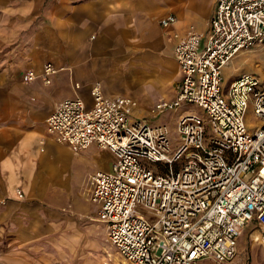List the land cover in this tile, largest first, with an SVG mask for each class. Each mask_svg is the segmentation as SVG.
Wrapping results in <instances>:
<instances>
[{"label": "built area", "instance_id": "built-area-1", "mask_svg": "<svg viewBox=\"0 0 264 264\" xmlns=\"http://www.w3.org/2000/svg\"><path fill=\"white\" fill-rule=\"evenodd\" d=\"M175 20L168 14L159 23ZM208 26L202 48L196 31L173 33L182 77L174 97L151 108L153 114L182 103L202 108L203 117L180 112L177 145L165 124L132 117L128 107L136 101L105 95L98 81L87 101L63 99L45 119L48 134L73 152L94 144L112 154L109 169L90 174L89 197L108 240L131 264H229L248 223L264 247V79L241 73L225 91L221 86L230 59L264 43V0H216ZM58 70L45 62L43 82ZM34 77L32 69L22 75ZM249 104L258 118L253 131L244 122Z\"/></svg>", "mask_w": 264, "mask_h": 264}, {"label": "crops", "instance_id": "crops-1", "mask_svg": "<svg viewBox=\"0 0 264 264\" xmlns=\"http://www.w3.org/2000/svg\"><path fill=\"white\" fill-rule=\"evenodd\" d=\"M215 3L0 0V52L7 47L10 56L0 60V71H7L0 80V264H131L108 240L98 206L85 211L88 180L84 188L70 176L61 179L49 163L47 143L72 156L77 152L48 134L45 119L61 100L89 93L95 81L105 95L121 88L145 108L172 99L182 77L173 33L183 38L196 31L202 48ZM168 14L176 20L163 27L159 20ZM47 61L59 69L48 84L40 76ZM27 69L36 73L30 81L22 79ZM60 85L67 94L59 92ZM107 247L120 258L115 261ZM229 264H245L239 238Z\"/></svg>", "mask_w": 264, "mask_h": 264}, {"label": "rangeland", "instance_id": "rangeland-1", "mask_svg": "<svg viewBox=\"0 0 264 264\" xmlns=\"http://www.w3.org/2000/svg\"><path fill=\"white\" fill-rule=\"evenodd\" d=\"M0 60H4L5 62H8L10 60L7 47L0 52ZM221 72V86L223 91L226 90L233 76L241 73L254 74L264 79V43L245 47L239 50L223 67ZM6 76L7 71H0V80L6 78ZM117 89V94H114V96L125 97L131 95V93H127V95L125 93V90L121 88ZM59 90L60 93H64V95L67 94V89L63 85H60ZM79 96L84 101H87L89 99V93H80ZM128 110L130 115L134 118L146 117L152 123L165 124L169 129L172 146L177 145L179 142V136L176 131V121L180 112H183L184 114L196 113L201 117L204 116L202 108L194 103H182L175 109H164L160 112H157L156 114H153L151 112L150 106L145 108L141 103L137 104L135 107H128ZM244 122L249 131H253L258 123V118L254 115L252 104L248 105L244 116ZM60 147L63 146L55 144L54 142L46 144L47 152L51 156V160L49 161V163H51L58 177L61 179L66 177L68 178L70 176L74 184L79 185L80 182H83V186L85 188L87 185V180L89 184V179L87 178L91 172L100 167L104 170L110 168L113 158L112 154L107 150L103 151L97 148L94 144H91L87 149L78 151L77 155L73 156L70 152H67V150H64V148ZM89 199H85L83 207L85 211L92 212L97 207V205ZM67 208L71 212V207L67 206ZM253 228V223H248L244 226L243 232L239 237V249H241V254L244 258L245 264H251L252 259L257 260L258 262H260V264H262L261 262L264 252L262 247L260 246L261 244H257V242L254 241L252 239V236L250 235ZM107 249L115 257V261L117 257L120 258L118 253L114 249H111L110 247H107ZM103 260H105V258ZM123 263L124 262L119 261V264ZM82 264H85V262H83Z\"/></svg>", "mask_w": 264, "mask_h": 264}]
</instances>
